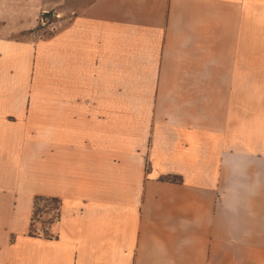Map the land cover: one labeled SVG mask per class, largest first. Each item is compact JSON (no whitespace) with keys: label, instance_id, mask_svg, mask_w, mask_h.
<instances>
[{"label":"crops","instance_id":"obj_1","mask_svg":"<svg viewBox=\"0 0 264 264\" xmlns=\"http://www.w3.org/2000/svg\"><path fill=\"white\" fill-rule=\"evenodd\" d=\"M0 264H264V0H93L3 42Z\"/></svg>","mask_w":264,"mask_h":264},{"label":"rangeland","instance_id":"obj_2","mask_svg":"<svg viewBox=\"0 0 264 264\" xmlns=\"http://www.w3.org/2000/svg\"><path fill=\"white\" fill-rule=\"evenodd\" d=\"M93 0H0V45L36 43L65 29L69 19ZM43 209V204L38 205ZM52 216L36 215L32 226H43ZM43 222V223H42Z\"/></svg>","mask_w":264,"mask_h":264},{"label":"trees","instance_id":"obj_3","mask_svg":"<svg viewBox=\"0 0 264 264\" xmlns=\"http://www.w3.org/2000/svg\"><path fill=\"white\" fill-rule=\"evenodd\" d=\"M42 203L43 204V209H38V205ZM60 208H61V202L58 199H50V198H41L37 197L34 201V214L32 218V226L34 225L36 221V215L42 214L49 216L52 214L50 219H48V222H53L55 218L59 217L60 213ZM43 223V222H42ZM31 235H34V232H32V227H31Z\"/></svg>","mask_w":264,"mask_h":264},{"label":"built area","instance_id":"obj_4","mask_svg":"<svg viewBox=\"0 0 264 264\" xmlns=\"http://www.w3.org/2000/svg\"><path fill=\"white\" fill-rule=\"evenodd\" d=\"M55 221H57V218H55L53 222H47L43 224V226H40V228L39 227L35 228L34 235L40 236V237L53 238L52 236H50L49 230H50L51 224L54 223Z\"/></svg>","mask_w":264,"mask_h":264}]
</instances>
